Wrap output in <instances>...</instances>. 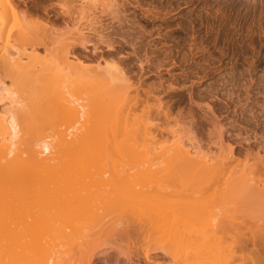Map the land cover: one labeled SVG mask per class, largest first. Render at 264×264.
<instances>
[{"label":"rangeland","instance_id":"obj_1","mask_svg":"<svg viewBox=\"0 0 264 264\" xmlns=\"http://www.w3.org/2000/svg\"><path fill=\"white\" fill-rule=\"evenodd\" d=\"M137 1L87 0L86 10L94 16L93 28L88 27L87 16L76 13L79 0H0V11L6 12L10 26L15 23L14 14L24 19L23 37L10 39L18 48L25 47L40 58L46 52V57L49 54L58 58L67 45L72 60L79 58L85 65L97 68L99 63V71L105 62H115L123 69L128 83L110 81L102 73L92 78L69 76L53 80L86 107L95 109L97 143L101 148L112 141L115 126L128 124L141 131L147 127L150 136L146 143L157 153L171 144L173 129L181 128L185 137L193 138L202 148L215 150L219 143L226 151L231 148L236 161L230 168L234 170L247 152L264 159V0ZM75 25H85L83 29L89 30L85 37H69ZM156 35H160L161 42L148 44ZM59 36L61 39L54 42ZM61 40L63 43H58ZM141 81L148 85L160 82L165 90L151 95L144 107L129 110L123 104L136 94ZM10 83L8 73L0 68V89L2 84ZM32 93L35 119L24 134L28 143L41 135L50 136V122L52 128L60 122L57 112L44 105L50 94ZM166 105L170 106L168 115L164 114ZM154 162L161 163L156 177L140 173L137 180L118 188L134 186L141 194L157 192V203L118 201L103 206L82 201L65 206L48 200L52 190L59 198L94 193L96 186L89 177L75 170L49 177L19 172L0 179H6L7 186H17L22 198L27 199L15 206L16 219H39L45 248H57L60 234L55 226L71 219L74 229L69 264H105V253L132 250L149 252L155 260L153 264H251L255 250L251 244L242 247L241 221L264 227V202L255 203L245 197L243 190L234 189L226 201L216 202L215 210L229 209L247 219H217L223 230L207 246L183 243L172 234V220L176 203L191 191L190 181L180 178L163 158ZM204 195L218 199L217 184L208 183ZM160 248H167L170 255ZM90 253L96 254L93 262L86 259ZM17 258L15 251L0 252V264H15ZM118 261L127 262L123 258Z\"/></svg>","mask_w":264,"mask_h":264},{"label":"bare ground","instance_id":"obj_2","mask_svg":"<svg viewBox=\"0 0 264 264\" xmlns=\"http://www.w3.org/2000/svg\"><path fill=\"white\" fill-rule=\"evenodd\" d=\"M79 1L80 6L76 13L80 17L87 16L91 25L88 27L93 28L94 16L86 10L87 0ZM133 2L138 1L133 0ZM83 13L88 14L83 15ZM5 15L6 12L2 9L0 11V68L8 73L11 79L10 86L13 88L2 84L3 90L0 89L2 93L0 103L7 101V104L3 103L0 106V177L19 172L26 174L37 172L49 177L57 176L64 171L75 170L77 174L89 177L96 186L94 193L88 197L59 198L56 195L57 191L52 190L48 200L65 206L82 201H93L103 206L118 201L124 204L140 201L157 203L160 198L157 192L141 194L134 186L118 188V185L137 180L140 173L148 177H156L160 172L161 163L154 160L163 158L165 162L172 165L180 178L184 177L190 181L191 188V191L176 203L172 234L183 243L199 245V247L207 246L212 237L222 232L223 227L221 230L217 219H247L242 215L237 216L229 209L221 212L215 210L216 202L226 201L234 189L243 190L245 197L255 203L264 202V159L247 152L242 163H236L238 169L234 170L230 168L236 161L232 157L231 148L226 151L219 141V146L213 149L214 151L210 147L202 148L193 141V138L185 137L184 129L181 128L173 129L171 144L159 153L146 143L147 137L150 136L147 127L141 131L140 128L128 124L115 126L111 134L112 141L101 148L97 143L99 136L95 124L97 122L95 109L86 107L82 100L74 98L53 80L69 78V76L92 78L102 73L108 75L110 81L128 83L129 79L125 77L123 69L115 62L110 64L105 62L103 63L106 65H104L105 69L99 71V63L97 68L96 65H85V62L79 58L72 60L68 56L67 45L64 46L58 58L52 55L49 57V54L46 57L47 52L44 53L45 57L42 55L40 58L25 47L18 48L10 43V39L13 37L17 40L23 37L26 30L24 19L17 18L14 14L15 23L10 26L6 22ZM85 20L87 22V19ZM145 21L151 23L149 19ZM74 28V32L69 31V35L71 34L69 37L73 35L82 37L87 31L76 25ZM61 35L64 38L65 33ZM60 37L53 41H59ZM156 37L147 43H160L162 38L160 35ZM62 40L58 43H63ZM171 88L167 86V89ZM135 89L136 94L133 97L129 96L123 104L129 110L144 107L151 95L156 92L160 95L165 90L160 82L148 85L144 81H141ZM32 91L50 94L48 102L44 105L47 110L53 109L57 112L60 122L54 128L50 122V136L41 135L38 140L28 143L24 134L31 129L35 119ZM24 94L28 96L25 98ZM157 101L159 105L160 98ZM165 107L164 114L168 115L167 110L170 106ZM61 126L63 128H60ZM217 134L218 138H221L222 128L218 129ZM22 146L25 148L22 149ZM208 183L217 184L218 199L204 195ZM18 193L19 195L16 196ZM24 200L27 199L22 198V193L18 191L17 186L14 184L7 186L6 179H0V252L15 251L18 256L14 261L15 264H69L72 249L70 235L74 229L71 219L57 223L55 231L60 234V241L55 250H49L41 243L39 219H16L15 206ZM241 225L242 247L251 244L255 250L254 256L250 258L251 264H264V256H260V253L264 252V227L250 226L243 220ZM160 250L170 255L167 248H160ZM95 255L90 253L86 256L87 261L93 262ZM122 258L127 260L124 262L126 264H153L155 261L149 252L140 253L132 250L130 253L120 251L115 255L105 253L103 262L111 264L115 261L113 264H118V260Z\"/></svg>","mask_w":264,"mask_h":264}]
</instances>
